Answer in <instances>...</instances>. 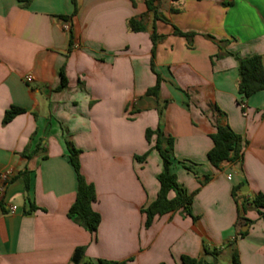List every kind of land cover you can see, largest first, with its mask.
<instances>
[{
    "label": "crops",
    "instance_id": "obj_1",
    "mask_svg": "<svg viewBox=\"0 0 264 264\" xmlns=\"http://www.w3.org/2000/svg\"><path fill=\"white\" fill-rule=\"evenodd\" d=\"M134 2L0 0V172H10L0 264H70L80 247V264H181L182 256L233 264L234 255L264 264V221L248 204L244 237L235 225L241 201L264 195V90L237 93L240 59L260 56L264 69V0H159L155 19ZM130 19L143 30L130 31ZM153 33L157 97L146 95L156 83ZM145 97L155 103L139 106ZM11 107L23 112L3 124ZM225 125L242 138V157L216 169L210 135ZM157 128L173 139L171 172L195 220L179 209L145 228L141 211L156 198L162 168L145 131ZM65 141L80 151V173L95 190L94 234L67 217L76 176Z\"/></svg>",
    "mask_w": 264,
    "mask_h": 264
},
{
    "label": "trees",
    "instance_id": "obj_2",
    "mask_svg": "<svg viewBox=\"0 0 264 264\" xmlns=\"http://www.w3.org/2000/svg\"><path fill=\"white\" fill-rule=\"evenodd\" d=\"M23 5L29 4L31 0H18ZM146 10L153 14L154 19L156 18L157 5L159 0H143ZM75 4V0H73ZM134 4V0H131ZM75 13V9L74 12ZM67 17H62L63 20H66ZM129 29L132 32L142 31L143 28L136 22L134 19L129 20ZM176 34L183 36L185 38H190V34H184L179 31H176ZM152 49H151V61L150 68L154 72L153 57L156 36L153 33L151 36ZM155 73V72H154ZM156 83L155 85L148 89L146 92L147 96L157 97L161 77L156 74ZM238 87L237 93L242 98H248L251 95L255 94L258 91L264 90V69L262 67L261 57L252 56L240 59L238 61ZM67 81L64 77L63 71L60 72V86L59 89L65 88ZM166 102L158 109L159 118L162 116V111L165 107ZM23 111L19 108L11 107L4 113L2 120L3 124L10 122L15 116L21 114ZM138 112V111H136ZM152 137L154 138L152 149H155L162 162V168L160 173L157 175V181L159 183V190L157 192L156 198L150 204H148L141 212L145 216L144 227L148 228L154 218L163 216L170 212H175L179 209L190 216L192 220L195 218L191 215L190 212V203L191 196L185 197L182 195L180 188L178 186L176 176L171 172V166L173 163V139L171 137H165L159 128L155 130L147 129L145 131V140L148 144L152 142ZM212 141V147L207 153V160L209 164L218 169L220 165L224 162L227 163H236L242 157V138L234 133L227 125L217 126L215 132L210 135ZM66 148L68 151V160L72 166L75 176H76V193L75 199L67 212V217L74 221L76 224L81 226L83 229L88 231L90 234H94L100 223V215L95 212L92 208V204L96 201L95 190L91 184H88L83 176L80 173V165L78 162V155L80 151L75 149L72 144L68 141H65ZM148 153H145L143 156L136 158L139 161H144ZM189 170L192 168L186 167ZM21 176L24 178L25 187L27 188V178L25 171L21 172ZM208 177H205L203 182H206ZM238 190V187L234 190L235 193ZM173 193V197H169V194ZM234 196V195H233ZM236 203L237 199H235ZM29 211L32 212L35 210V207L31 205L30 201L27 202ZM254 209L258 216L264 221V195L261 193L256 194L250 202L241 201L238 205V219L235 223L240 225V228L237 231V236L244 237L246 235L245 231L241 230V226H244L248 223H251L248 219L244 218V214L248 210V206ZM204 250L212 255L214 259L219 255V250L217 249H207L204 246ZM84 248L80 247L74 250L70 264H80L83 258ZM181 264H204L201 260L191 258L188 256L181 257ZM98 264H108L103 261H99ZM233 264H238L237 256H233Z\"/></svg>",
    "mask_w": 264,
    "mask_h": 264
},
{
    "label": "built area",
    "instance_id": "obj_3",
    "mask_svg": "<svg viewBox=\"0 0 264 264\" xmlns=\"http://www.w3.org/2000/svg\"><path fill=\"white\" fill-rule=\"evenodd\" d=\"M64 28H67V24H64ZM26 82H30L31 81V77L30 76H26L25 78ZM10 172L9 171H2L0 172V181H1V185H0V200L3 196V192H4V187L5 185L8 183L9 179H10ZM231 176L227 175V179L230 180ZM17 210L16 206L10 205L7 207V212L9 214H13L15 213Z\"/></svg>",
    "mask_w": 264,
    "mask_h": 264
},
{
    "label": "water",
    "instance_id": "obj_4",
    "mask_svg": "<svg viewBox=\"0 0 264 264\" xmlns=\"http://www.w3.org/2000/svg\"><path fill=\"white\" fill-rule=\"evenodd\" d=\"M146 101H153V102H154V99H153V98H148V97L142 98V99H140V101H138V105L141 106V105H143ZM154 103H155V102H154ZM242 231H245V230L242 229Z\"/></svg>",
    "mask_w": 264,
    "mask_h": 264
}]
</instances>
